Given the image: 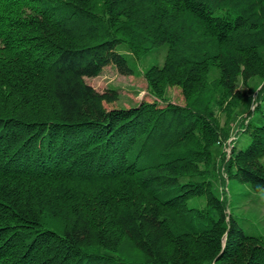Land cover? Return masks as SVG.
<instances>
[{"label":"trees","instance_id":"1","mask_svg":"<svg viewBox=\"0 0 264 264\" xmlns=\"http://www.w3.org/2000/svg\"><path fill=\"white\" fill-rule=\"evenodd\" d=\"M160 48L152 102L88 88ZM261 191L264 0H0V264H264Z\"/></svg>","mask_w":264,"mask_h":264},{"label":"rangeland","instance_id":"2","mask_svg":"<svg viewBox=\"0 0 264 264\" xmlns=\"http://www.w3.org/2000/svg\"><path fill=\"white\" fill-rule=\"evenodd\" d=\"M166 55L167 49L160 48L142 60H135L136 66L134 73L129 76L120 74L115 66L108 65L105 67L101 75L94 78H87L86 83L89 89L116 97L115 101L105 103V107L107 109L130 108L140 104L142 101L152 102L153 98H151L148 93L147 82L143 72L152 65L162 66ZM260 83V80H253L250 82L248 88L253 90L258 87ZM239 88L242 91L249 90L242 83L239 85ZM168 98L172 103L180 105L184 104V96L179 88L172 87L169 90ZM246 114V106H242L235 112V116L232 121L229 122L228 127H232L229 141L223 147L217 146L214 149V161L217 163V166L220 165L221 153L230 150L229 144L235 137L237 124L242 117L246 116ZM222 119L224 122L226 117L222 116ZM210 171L211 178L215 182V189L217 188V192L220 194L224 193L225 188L219 184L217 170L211 167ZM223 175L227 179L226 174ZM243 189V192H248L247 187H244ZM236 205V210L239 214H242L244 217L249 218L254 223H257L264 230V191L258 193L251 192L249 195L241 197Z\"/></svg>","mask_w":264,"mask_h":264}]
</instances>
